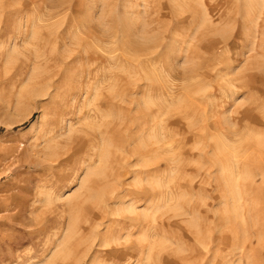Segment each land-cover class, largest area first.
I'll use <instances>...</instances> for the list:
<instances>
[{
  "label": "rangeland",
  "instance_id": "1",
  "mask_svg": "<svg viewBox=\"0 0 264 264\" xmlns=\"http://www.w3.org/2000/svg\"><path fill=\"white\" fill-rule=\"evenodd\" d=\"M263 242L264 0H0V264Z\"/></svg>",
  "mask_w": 264,
  "mask_h": 264
},
{
  "label": "bare ground",
  "instance_id": "2",
  "mask_svg": "<svg viewBox=\"0 0 264 264\" xmlns=\"http://www.w3.org/2000/svg\"><path fill=\"white\" fill-rule=\"evenodd\" d=\"M97 215H98V214H97ZM94 217H95V216H94ZM124 226H126V225H124ZM263 243H264V242H263ZM259 244H260V242H259ZM258 246H260V245H258ZM261 246H262V247H260V249H262L261 251L263 252V250H264V244H261ZM122 251H123V252H124V251H128L131 255H132V254H135V253H134V252H135L134 249L132 250V249L129 248V247H128V250L124 248ZM120 253H121V252H120L119 250H116V249L113 250V252H111L110 249H109V251H107L106 253L104 252V254H105L107 257H108V255L112 256V259H113V258H116V256H119ZM173 259H174V258H173ZM178 259H179V258H178ZM181 260H182V258H181ZM181 260H180V261H181ZM185 261H186V260H185ZM187 261H188V260H187Z\"/></svg>",
  "mask_w": 264,
  "mask_h": 264
}]
</instances>
